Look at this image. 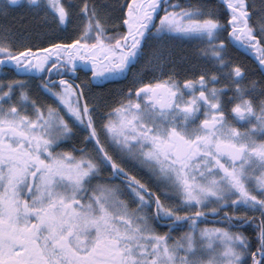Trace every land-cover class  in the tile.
Returning a JSON list of instances; mask_svg holds the SVG:
<instances>
[{
  "label": "snow or ice",
  "instance_id": "obj_1",
  "mask_svg": "<svg viewBox=\"0 0 264 264\" xmlns=\"http://www.w3.org/2000/svg\"><path fill=\"white\" fill-rule=\"evenodd\" d=\"M0 264H264V0H0Z\"/></svg>",
  "mask_w": 264,
  "mask_h": 264
}]
</instances>
